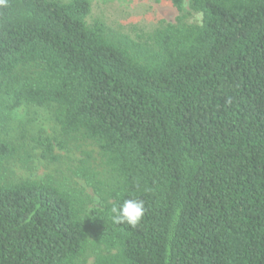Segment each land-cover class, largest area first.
I'll return each instance as SVG.
<instances>
[{
  "label": "trees",
  "instance_id": "1",
  "mask_svg": "<svg viewBox=\"0 0 264 264\" xmlns=\"http://www.w3.org/2000/svg\"><path fill=\"white\" fill-rule=\"evenodd\" d=\"M172 3L137 39L89 0L0 2V264H264V0H189L192 23ZM23 105L54 135L16 127ZM28 138L74 163L14 177Z\"/></svg>",
  "mask_w": 264,
  "mask_h": 264
},
{
  "label": "rangeland",
  "instance_id": "2",
  "mask_svg": "<svg viewBox=\"0 0 264 264\" xmlns=\"http://www.w3.org/2000/svg\"><path fill=\"white\" fill-rule=\"evenodd\" d=\"M69 1V0H58ZM91 10L87 16V21L101 20L109 27L122 33L128 34L132 38L144 36L158 26L163 21H174L178 11L172 0H89ZM183 12L185 20L189 23L199 22L200 14L190 10L189 0H183ZM16 127L19 123H25L30 135H37L41 130L42 135H54L56 127L49 112L45 108L34 106H21L13 112V121ZM28 152L31 151L33 157L30 159L29 167L22 165L20 161L10 165L14 170L16 178H40L48 173L61 175L68 165L74 163L72 160L63 157L60 162L49 163L39 156L40 149L35 146V142L28 138ZM35 146V148H34ZM61 154L67 153L59 150ZM30 153V152H29ZM74 159L73 153H67ZM66 154V155H67ZM79 156V153H76ZM80 182V181H79ZM83 184L82 182H80ZM86 192L94 196L91 188L86 187ZM97 205L95 202L93 203Z\"/></svg>",
  "mask_w": 264,
  "mask_h": 264
},
{
  "label": "clouds",
  "instance_id": "3",
  "mask_svg": "<svg viewBox=\"0 0 264 264\" xmlns=\"http://www.w3.org/2000/svg\"><path fill=\"white\" fill-rule=\"evenodd\" d=\"M112 212L114 223H127L135 227L143 217L144 203L138 199H126L118 208L113 207Z\"/></svg>",
  "mask_w": 264,
  "mask_h": 264
}]
</instances>
